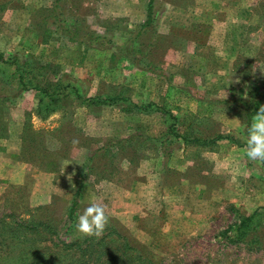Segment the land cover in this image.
<instances>
[{"label": "rangeland", "instance_id": "rangeland-1", "mask_svg": "<svg viewBox=\"0 0 264 264\" xmlns=\"http://www.w3.org/2000/svg\"><path fill=\"white\" fill-rule=\"evenodd\" d=\"M53 1L0 0V213L44 218L43 205L62 232L81 186L65 241L86 237L78 216L101 202L108 225L154 262L264 264V163L244 154L242 111L257 94L264 104V0H154L138 36L147 0H58L64 17L111 37L86 47L49 23ZM10 56L28 71L20 90ZM36 84L58 95L44 117ZM96 94L140 108L81 100ZM165 134L220 138L180 141L163 158ZM255 209L260 245L228 241L226 226Z\"/></svg>", "mask_w": 264, "mask_h": 264}, {"label": "trees", "instance_id": "trees-1", "mask_svg": "<svg viewBox=\"0 0 264 264\" xmlns=\"http://www.w3.org/2000/svg\"><path fill=\"white\" fill-rule=\"evenodd\" d=\"M58 0L53 1L54 15L50 16L51 24L60 30L66 38L82 42L84 46H94L93 43L99 45H109L111 37L107 34H99L94 30L88 28L79 17L67 16L64 17L57 5ZM154 0H147L146 3V17L138 25L139 29L133 34L138 36L140 30L145 28L150 23L149 16L151 15V6ZM47 29V28H45ZM136 38V37H134ZM127 40L131 36L126 37ZM124 40V43L126 41ZM123 43V44H124ZM11 63L14 65L18 80V89L25 87L24 75L28 72L23 67L24 60H19L18 57L10 56ZM2 61V56H0ZM141 69V68H140ZM46 85L40 88L37 84L34 85L36 89L40 90V94L48 97L44 109L46 116L50 111L52 102L58 100V95L48 93ZM55 89L62 88L54 84ZM75 96H79L77 88H72ZM38 90V91H39ZM51 92V91H50ZM57 93V92H56ZM59 95L61 92H58ZM82 96V95H81ZM61 99V98H59ZM84 103H90L94 106L99 105H116L119 110L123 112H130L139 109L140 106L131 102L130 99L122 95H92L89 97H81ZM225 103L233 102V100H224ZM262 104L260 95H256L249 105L245 106L242 111L247 126L251 123L252 116ZM39 115V112H36ZM168 135H171L168 133ZM220 136L201 140L199 138H187L184 135L172 136L171 138L166 134L162 137L160 142V149L163 158H168L173 149L176 148L180 141L208 143L219 139ZM107 143L106 146H111ZM264 177V172L262 173ZM81 186H78L74 191L69 205L64 214L62 225L64 227L62 232L55 229L53 218L47 215L51 211L46 206H39L44 210L46 216L44 218H37L31 215L22 217L27 209L21 212L14 213L12 210H3L0 213V264H161L162 260L157 259V262L152 260V254L146 250L143 244L137 245V248L132 247L127 239L119 234L112 225H108L102 237L86 236L82 239L71 238L65 241L59 235L68 236L73 229L75 212L79 203ZM47 205V204H44ZM29 208V207H27ZM44 208V209H43ZM261 213L258 210H252L248 215L243 216L237 223H232L226 226L223 234L227 240L233 243L244 242L248 245L247 249L257 247L260 245L261 239L256 234V228L261 224ZM229 232L228 234H226ZM113 235V236H112Z\"/></svg>", "mask_w": 264, "mask_h": 264}, {"label": "clouds", "instance_id": "clouds-1", "mask_svg": "<svg viewBox=\"0 0 264 264\" xmlns=\"http://www.w3.org/2000/svg\"><path fill=\"white\" fill-rule=\"evenodd\" d=\"M245 145L244 154L250 161L264 163V104L252 116L247 127ZM109 220L107 205L91 202L83 207L75 227L84 236L99 238L103 236Z\"/></svg>", "mask_w": 264, "mask_h": 264}, {"label": "crops", "instance_id": "crops-1", "mask_svg": "<svg viewBox=\"0 0 264 264\" xmlns=\"http://www.w3.org/2000/svg\"><path fill=\"white\" fill-rule=\"evenodd\" d=\"M195 201H196V200H194L193 203H195ZM127 203H128V202H127ZM128 204L131 206L130 203H128ZM124 207H127V204H126ZM193 210H194V209H193ZM189 220H192L193 222H195V218H191V217H189Z\"/></svg>", "mask_w": 264, "mask_h": 264}]
</instances>
